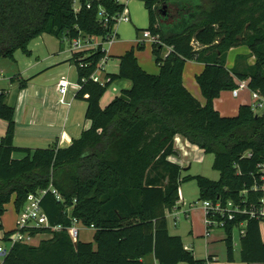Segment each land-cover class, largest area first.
<instances>
[{
  "label": "trees",
  "instance_id": "16d2710c",
  "mask_svg": "<svg viewBox=\"0 0 264 264\" xmlns=\"http://www.w3.org/2000/svg\"><path fill=\"white\" fill-rule=\"evenodd\" d=\"M140 1L148 12L146 30L159 35L160 41L152 44L159 73L140 66L136 50L144 43L139 42L118 57V71L106 74L110 79L102 85L91 75L107 55L103 42L115 34L126 4L80 0L76 9L73 0H0V57L15 60L18 50L31 55L29 43L44 33L69 41L86 36L102 40L97 47L74 50L69 59L77 73L76 97L87 95L89 126L67 146H16V110L0 90V119L7 122L0 137V230L9 202L18 214L29 193L50 184L61 199L48 190L41 205L50 225L63 227L31 228L33 235H51L38 244L9 245L3 264H146L149 255L159 264H204L181 236L169 231L166 213L180 199L181 184L195 180L199 200L260 196L253 186L259 181L257 165L264 160V108L258 113L241 104L235 115L225 116L214 100L235 88L238 79L248 80L251 89L264 95V0ZM242 45L254 62H248L250 55H237L228 68L229 50ZM164 46L171 48L165 57ZM188 60L204 64L196 76L204 104L184 85ZM118 79L130 80L131 87L101 106L108 86ZM27 81L20 80L19 87L25 88ZM178 134L214 155L218 179L183 175L184 168L170 160L179 156ZM17 152L24 155L15 157ZM73 218L95 229L94 242L73 241L67 230ZM242 221L240 259L264 263V219L243 215L224 228L227 259L234 260L233 230ZM14 232L4 231V241Z\"/></svg>",
  "mask_w": 264,
  "mask_h": 264
},
{
  "label": "crops",
  "instance_id": "0c3cea01",
  "mask_svg": "<svg viewBox=\"0 0 264 264\" xmlns=\"http://www.w3.org/2000/svg\"><path fill=\"white\" fill-rule=\"evenodd\" d=\"M127 12L130 14L128 7H127ZM139 32L140 29H137V34H139ZM114 33L116 36L119 37L118 39L119 42L117 44H114L115 42L109 43V47L105 46L106 45L105 43L107 42H103V47L108 55L105 65L113 61V66L114 68H116V70L105 73L102 72L100 74L101 77H104L108 73H116L119 67L118 57L123 55L131 47L136 46L140 41L144 43V48H145L146 47L145 39L149 40L148 38L142 39L139 37V35L136 40L130 38L121 40L120 33L116 31H114ZM45 34L46 33L42 35ZM57 39L60 40L61 44H50V46L47 48V51L44 54L38 55L36 60L27 61L26 68L20 71L19 74L10 77L5 75H2V77L0 76V90H5L7 92L8 103L14 106L16 110L15 113L16 132L14 138V143L16 146L30 147V148L46 147L52 144H58L59 146H67L71 143L73 138H78L81 135L82 131L89 126V121L85 117V113L87 109V101L85 98L87 97V95H85L84 98H77L76 94L78 88L75 83H71L70 87L72 91L70 94H68L69 91L66 94L65 103H61L60 100L62 96L58 92V81L61 77L52 86L51 85L46 86V84L44 85L42 84L40 87L34 89L32 93H30V91L28 90V86H29L28 82L29 80L32 79V77L24 78V76H27L26 74L30 72H38L37 75H40L39 77H41L42 75L48 73V71L46 70L49 67L51 68V66L52 67L57 65L63 66L66 65V62H68L70 65H73L69 61V59L72 57V54L74 52V50L72 49L71 41H69L66 37L62 39L59 38ZM64 40H68L70 42V49L65 48L63 44ZM93 41L99 44L101 43L102 40L100 37H96L93 38ZM170 50H171L170 47L164 46L162 50V56L165 57L170 52ZM31 51L33 54V50ZM151 51H152V44H151ZM136 55L140 66L145 71L149 73L153 72L152 74L159 73L158 65H156L153 68V71L150 72L148 70H152L151 69L152 65L148 61H146L144 67L140 58L141 54L140 53L137 54L136 52ZM237 55H250V50L245 45L232 47L229 50L227 57L228 68H232ZM111 57H113L112 60ZM254 59H255L254 56L250 55L248 62L253 63ZM0 64H1V60H0ZM203 69H204V64L202 62H199L197 60H188L185 63V67L183 70L184 85L202 104H204L206 100L202 95L201 89L196 80V76L199 73H201ZM50 71L51 70H49V72ZM22 79L28 80L27 85L23 89H21L20 87L17 89L16 82L18 80L20 82V80ZM116 82H117L116 84L117 89L116 87L113 89V93L110 101L115 96L120 95L124 89L130 88L132 85L131 81L128 79H119ZM225 93L228 92L222 91L220 96L214 100L215 108L222 115L231 116L230 114L232 113H229L232 112L231 110H234L235 108L239 109V106L241 104H251V100L248 98L247 92L242 93L241 98L239 99V101L235 106L229 104V100L227 99V94ZM239 95L235 98H238ZM12 98H14L13 99L14 101L11 100ZM67 98H69V101H67ZM102 100L103 97L101 98L100 103L101 106L104 107L103 104L105 103H102ZM83 117H85L86 120H84ZM6 128H7V122L5 120L0 119V137L5 133ZM175 148L179 151V156L177 157L171 156L170 160L179 163L184 168L183 171L190 169L193 161L200 162L201 160L204 159L205 152L203 151V149H200L198 146L189 143L183 136L179 134L175 136ZM21 154L24 155L23 153ZM15 155L16 154H14V156ZM188 174L195 175L196 173L189 172ZM179 193H180V199L178 200L176 205L172 209L168 210L166 213L167 216L169 214L176 215L174 221L175 224L177 223L176 221L178 219V212H181L184 206L186 205L185 191L182 188V186H180ZM12 209L15 211L14 205ZM183 212L187 217L190 216L188 211L185 210ZM15 214L17 216L16 211ZM2 223H3V218H2ZM190 223L193 222L191 221ZM3 226H4V231L13 230L11 227L4 225V223ZM175 235H179V234H175ZM261 235L262 238L264 239V221L261 223ZM206 243H209V241L207 240ZM184 244L187 249L192 250L194 253L193 245L191 246L186 243ZM210 256H212V259H209ZM207 259L208 261L206 260L204 264H247L246 262H243L240 259V250L236 251L235 249H234L233 261H229L227 259L226 248L221 255H216L215 252L210 253ZM144 261L146 264H159L155 259L154 255L146 256L144 258ZM253 264H264V263H253Z\"/></svg>",
  "mask_w": 264,
  "mask_h": 264
},
{
  "label": "rangeland",
  "instance_id": "374dc122",
  "mask_svg": "<svg viewBox=\"0 0 264 264\" xmlns=\"http://www.w3.org/2000/svg\"><path fill=\"white\" fill-rule=\"evenodd\" d=\"M74 1V6L76 9L80 7V0H73ZM122 3L126 4L128 7V10L130 12V20L129 21H119L115 28L114 31L120 33V39H134L136 40L138 35L140 38L143 37V31L148 28L149 24V19H148V12L144 6V3L140 0H119ZM137 29H140L139 34H137ZM119 37L114 36V44H117L119 42ZM112 42V43H113ZM140 43H142L140 41ZM50 44H61L60 40L57 38L45 34V35H40L36 38H34L30 43H29V48L33 50L32 55H26L24 54L21 50H18L15 53V60L9 59V58H4L0 57L1 64H0V76L2 75L5 76H14L16 74H19L20 71L26 68L27 61L29 60H36L38 55L44 54L47 51V48L50 46ZM64 46L66 49H70V42L68 40H64ZM106 47H109V43H105ZM145 44L146 47L143 49H137L136 52L137 54H141L140 58L143 63V66L145 67L146 61H148L152 65V70L148 71H153V68L158 65L155 62L154 55L151 51V42L150 40L145 39ZM232 55V54H231ZM113 57H111V60ZM150 69V68H149ZM49 70H51L49 72ZM116 70L113 66V61L110 63L106 64L104 67L105 72H111ZM48 73L45 75H37L38 72H30L26 74L27 76H24V78H30L32 77L31 80H29L28 84V90L30 93L34 91L37 87H40L42 84H46V86H52L56 81L64 76L66 79H68L71 83L77 84V73H76V68L74 65H70L68 62H66V65L63 66H51V68H47ZM158 72V70H157ZM156 72V73H157ZM153 73V72H151ZM119 80V79H118ZM118 80L113 81L107 88L106 92L103 95V100L102 103L104 106L106 103H108L112 97L113 89L116 87L117 89V82ZM19 80L16 82V87L17 89L19 88ZM78 88V87H77ZM72 91L71 87L69 89L70 94ZM227 94V99L229 100V104L231 105H236L239 99L241 98V95L243 92H247L248 98L252 102V98L250 97L251 94L250 92L245 89L242 92H240V95L238 98L233 97L231 91H226ZM119 93V92H117ZM12 98L11 100H13ZM14 101V100H13ZM67 101H69V98H67ZM108 101V102H105ZM12 102V101H11ZM238 108H235L234 110H231L232 113L230 115H235L237 113ZM262 110H258V113H261ZM84 120L85 117H83ZM48 147V146H46ZM15 157H22L23 155L19 152L15 153ZM213 159L214 155L205 153L204 159L201 160L200 162H192V166L190 169H187L186 171H183V175L190 173H196V174H201L204 176L209 177L210 179H218L219 178V172L215 169H213L212 164H213ZM182 188L185 191V196H186V205L182 209L181 212H178V219L177 223L175 224V214H169L167 216L168 218V226L169 230L172 234H179L182 236V239L184 240V243L188 245H193L194 249V256L197 259L201 260H207L208 261V255L212 252H215L216 255H221L226 246L224 242V237H225V231L224 229H216L212 232L211 236H206L205 235V228H204V212L201 207V200H199V191H198V186L195 180H190V181H185L181 184ZM193 204V205H192ZM7 211L5 212L3 216V223L4 225L11 227L12 229H15V220H16V214L15 211L12 209L13 204L12 201L9 202L7 205ZM188 211L190 216H186L183 211ZM191 211V212H190ZM193 223H190L191 221ZM77 227L79 228V240L85 241V242H94V233L95 229L85 226L82 223H77ZM245 226L240 225V227H235L233 230V242H234V249L236 251L240 250V236L242 232L244 231ZM43 238V236H41ZM40 238V239H41ZM207 240L209 243H206ZM4 245L7 247L8 245L4 243ZM178 264H188L186 262H180Z\"/></svg>",
  "mask_w": 264,
  "mask_h": 264
},
{
  "label": "built area",
  "instance_id": "2783aa9c",
  "mask_svg": "<svg viewBox=\"0 0 264 264\" xmlns=\"http://www.w3.org/2000/svg\"><path fill=\"white\" fill-rule=\"evenodd\" d=\"M100 14L103 15L104 11L101 10ZM130 14L124 11L118 16L117 22L119 21H129ZM107 21V19H106ZM115 34L107 39V43H112L114 41ZM143 37L148 38L151 42H159V35L152 34L148 30L143 31ZM71 45L73 50H81L88 47H97L99 44L93 41V38L78 37L71 40ZM108 56H104L96 70L92 73L91 78L99 82L100 84H105L110 78L101 77L102 71H104V66L107 61ZM71 82L65 77H61L58 81V92L62 96L61 103H65V96L69 91ZM76 86L79 88V84ZM249 90L252 98L251 108L254 112L262 110L264 108V95L259 90L251 89L248 85V80H237V86L231 90L232 95L237 97L242 90ZM257 172L259 174V181L253 186L254 191H259L260 196L256 200H248L246 198L240 199L239 201L234 200H201V207L204 212V228L205 235L211 236L212 232L216 229H224L227 222L234 220L239 215L246 216L247 218H259L264 219V160L257 165ZM51 190L55 194L57 199H61V194L59 191L50 184L46 189H42L36 193H29L27 197V202L22 208V210L17 214L15 220V232L8 236V242L4 241V231L0 230V264H3V256L7 251L9 245L15 242H20L24 244H38L43 238L49 237L51 233H38L33 235L31 233V228H42L48 227L51 230H61L62 225L58 224L51 226L49 219L43 207L41 205V199L43 195ZM247 190L242 193L245 194ZM193 205V204H192ZM77 223H80L77 218H73L71 226L67 227V230L73 239L77 241L79 238V228ZM246 221H242L240 225H245ZM244 232V231H243ZM41 238V239H40ZM5 244L8 246L6 247Z\"/></svg>",
  "mask_w": 264,
  "mask_h": 264
}]
</instances>
